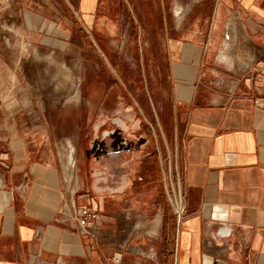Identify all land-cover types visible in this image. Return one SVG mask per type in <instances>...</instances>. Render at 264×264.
Masks as SVG:
<instances>
[{
	"label": "crops",
	"instance_id": "1",
	"mask_svg": "<svg viewBox=\"0 0 264 264\" xmlns=\"http://www.w3.org/2000/svg\"><path fill=\"white\" fill-rule=\"evenodd\" d=\"M14 11L27 37L73 49L75 103L90 93V123L100 111L121 136L67 182L47 133L20 151L0 133V264H264V0Z\"/></svg>",
	"mask_w": 264,
	"mask_h": 264
},
{
	"label": "rangeland",
	"instance_id": "2",
	"mask_svg": "<svg viewBox=\"0 0 264 264\" xmlns=\"http://www.w3.org/2000/svg\"><path fill=\"white\" fill-rule=\"evenodd\" d=\"M18 2L0 0V115L11 110L14 117L8 120L9 125L0 126V133L11 134L14 138L11 144L19 151L33 134L47 133L58 164H63L60 153L68 145L72 148L69 153L72 159L67 170L73 172L80 165L84 171L89 164L88 155L98 144L108 142L110 148L115 147L121 134L114 125H100L106 115L100 111L98 125L90 123V93L82 90L81 103H75L79 99V93L73 90L77 87L75 72L79 66L74 61L73 49L40 43L41 36L35 30L27 37L20 28V14L14 11ZM56 32L54 29L53 33ZM42 119L43 125L39 121ZM106 130L110 132L109 138L100 141ZM8 144V141L1 142V149L8 151ZM62 174L65 175L64 171Z\"/></svg>",
	"mask_w": 264,
	"mask_h": 264
},
{
	"label": "bare ground",
	"instance_id": "3",
	"mask_svg": "<svg viewBox=\"0 0 264 264\" xmlns=\"http://www.w3.org/2000/svg\"><path fill=\"white\" fill-rule=\"evenodd\" d=\"M76 86H77V84H76ZM74 90V92L76 91V94H78V88L76 87V88H74L73 89ZM73 97H74V95H73ZM76 97H77V95H76ZM76 99V98H75ZM68 143V142H67ZM65 144V143H64ZM70 150H72V148L71 147H69L68 145L67 146H64V160H63V169H64V171H65V180L67 181V182H70L72 179H73V172H72V170H67V168L66 167H68L69 165V163H70V161L71 160H69V159H72V155L71 154H69L70 153ZM76 182V181H75Z\"/></svg>",
	"mask_w": 264,
	"mask_h": 264
},
{
	"label": "built area",
	"instance_id": "4",
	"mask_svg": "<svg viewBox=\"0 0 264 264\" xmlns=\"http://www.w3.org/2000/svg\"><path fill=\"white\" fill-rule=\"evenodd\" d=\"M82 212H83V214L86 215L88 218H91V220L94 219L95 216H96L95 212H91V211H89V210H87V209H84ZM91 220H90L89 222H91Z\"/></svg>",
	"mask_w": 264,
	"mask_h": 264
}]
</instances>
